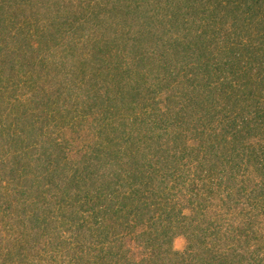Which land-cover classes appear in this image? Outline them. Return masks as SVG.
<instances>
[{"label":"trees","instance_id":"16d2710c","mask_svg":"<svg viewBox=\"0 0 264 264\" xmlns=\"http://www.w3.org/2000/svg\"><path fill=\"white\" fill-rule=\"evenodd\" d=\"M0 264H264V0H0Z\"/></svg>","mask_w":264,"mask_h":264},{"label":"rangeland","instance_id":"374dc122","mask_svg":"<svg viewBox=\"0 0 264 264\" xmlns=\"http://www.w3.org/2000/svg\"><path fill=\"white\" fill-rule=\"evenodd\" d=\"M187 246V241L184 237H178L174 241V249L176 252H183Z\"/></svg>","mask_w":264,"mask_h":264}]
</instances>
